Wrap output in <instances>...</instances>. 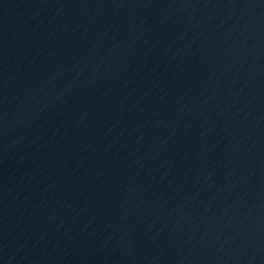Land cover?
I'll list each match as a JSON object with an SVG mask.
<instances>
[{
    "label": "water",
    "instance_id": "1",
    "mask_svg": "<svg viewBox=\"0 0 264 264\" xmlns=\"http://www.w3.org/2000/svg\"><path fill=\"white\" fill-rule=\"evenodd\" d=\"M0 264H264V0H0Z\"/></svg>",
    "mask_w": 264,
    "mask_h": 264
}]
</instances>
